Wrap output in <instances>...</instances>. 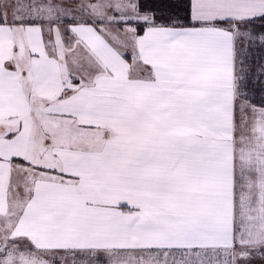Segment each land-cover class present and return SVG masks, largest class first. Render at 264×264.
I'll return each mask as SVG.
<instances>
[{"label":"snow or ice","instance_id":"obj_1","mask_svg":"<svg viewBox=\"0 0 264 264\" xmlns=\"http://www.w3.org/2000/svg\"><path fill=\"white\" fill-rule=\"evenodd\" d=\"M0 264H264V0H0Z\"/></svg>","mask_w":264,"mask_h":264}]
</instances>
